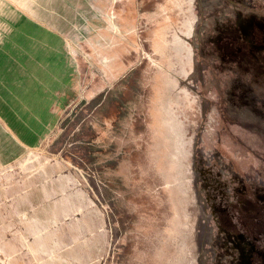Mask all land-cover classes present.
Masks as SVG:
<instances>
[{
	"label": "rangeland",
	"instance_id": "374dc122",
	"mask_svg": "<svg viewBox=\"0 0 264 264\" xmlns=\"http://www.w3.org/2000/svg\"><path fill=\"white\" fill-rule=\"evenodd\" d=\"M102 8L77 96L0 168V264H264V0Z\"/></svg>",
	"mask_w": 264,
	"mask_h": 264
},
{
	"label": "crops",
	"instance_id": "0c3cea01",
	"mask_svg": "<svg viewBox=\"0 0 264 264\" xmlns=\"http://www.w3.org/2000/svg\"><path fill=\"white\" fill-rule=\"evenodd\" d=\"M107 1L0 0V168L40 146L77 96L76 57L105 29ZM15 38L27 45L15 48ZM24 87L17 92L26 99H15L13 88Z\"/></svg>",
	"mask_w": 264,
	"mask_h": 264
},
{
	"label": "flooded vegetation",
	"instance_id": "af4514ba",
	"mask_svg": "<svg viewBox=\"0 0 264 264\" xmlns=\"http://www.w3.org/2000/svg\"><path fill=\"white\" fill-rule=\"evenodd\" d=\"M177 43H178V41H177ZM178 44H179V43H178ZM181 48H182V47H181ZM182 49H183V48H182ZM189 52H190V55H192V54H191V49H189ZM190 55H189V59H190Z\"/></svg>",
	"mask_w": 264,
	"mask_h": 264
}]
</instances>
